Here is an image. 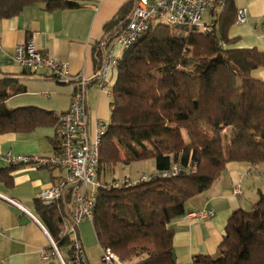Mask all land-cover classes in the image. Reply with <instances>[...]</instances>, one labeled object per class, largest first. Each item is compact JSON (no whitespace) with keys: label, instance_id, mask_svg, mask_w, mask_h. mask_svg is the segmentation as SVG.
Masks as SVG:
<instances>
[{"label":"trees","instance_id":"obj_1","mask_svg":"<svg viewBox=\"0 0 264 264\" xmlns=\"http://www.w3.org/2000/svg\"><path fill=\"white\" fill-rule=\"evenodd\" d=\"M136 1L120 7L104 25L103 38L112 39L121 31ZM39 3L48 11L81 6L77 0H0V19ZM237 10L234 0H226L210 32L151 25L120 57L98 178L108 182L117 165L150 159L158 172L175 164L184 169L171 178L98 189L93 225L99 245L128 264H175L170 223L187 214L188 202L218 180L228 162H264V80L253 75L264 67V51L233 47L236 38L229 36V29ZM94 55L99 69L101 42ZM10 81L0 79V134L59 124L61 115L52 111L10 108L7 98L22 90L8 91ZM35 207L60 252L67 249L63 257L71 264L69 239L60 236L68 217L63 199L46 205L36 198ZM193 263L264 264V192L250 209L232 212L218 256L196 255Z\"/></svg>","mask_w":264,"mask_h":264},{"label":"crops","instance_id":"obj_2","mask_svg":"<svg viewBox=\"0 0 264 264\" xmlns=\"http://www.w3.org/2000/svg\"><path fill=\"white\" fill-rule=\"evenodd\" d=\"M77 1L81 6L76 9L48 11L39 3L27 6L14 17L0 19V79L11 78L5 85L8 91L22 88L7 98L10 108L35 106L60 116L69 108L75 92L73 83L59 82L46 70L24 73L27 70L15 61L14 53L19 44L29 39L45 55L67 63L73 75L85 70L91 77L98 69L94 47L104 36V25L128 0ZM234 2L237 9L247 7L249 18L247 23L235 22L229 29V36L236 38L233 47L264 51V0ZM116 75L113 74L111 84ZM253 75L264 80V67L256 69ZM111 103L112 96L101 91L96 82H90L87 91L90 131L99 121L110 122ZM57 131L58 123H49L28 132L0 134V264H59L57 258L49 262L41 259V252L50 250V241L48 229L36 212L35 199L63 172L11 166L2 156L8 151L16 155H53L57 152ZM156 170L154 160L149 172ZM238 186L241 192L235 193ZM260 192H264V162H228L220 178L188 202L187 214L170 223L175 264H194L196 255L217 257L228 218L239 208L249 209ZM69 193L67 190L63 198L68 216ZM210 210L212 215H202ZM191 213L199 215L188 216ZM79 235L83 242L80 226ZM83 245L87 255L84 242Z\"/></svg>","mask_w":264,"mask_h":264},{"label":"built area","instance_id":"obj_3","mask_svg":"<svg viewBox=\"0 0 264 264\" xmlns=\"http://www.w3.org/2000/svg\"><path fill=\"white\" fill-rule=\"evenodd\" d=\"M225 3L226 0H137L129 20L121 31L112 39L102 38L100 41L104 50L103 60L100 68L91 77L85 70L73 75L67 63L45 55L32 39L16 47L14 59L23 69L35 73L46 70L55 80L75 85L71 104L59 119L58 146L55 154L50 156L16 155L8 151L2 155L11 166L25 165L37 169H59L63 172L52 186L42 190L40 199L44 204L50 205L63 199L66 191H70L71 211L63 224L60 236L69 239L71 264H89L79 235V226L84 221L93 223L99 188L132 186L138 182L150 181L155 177H175L184 171L180 165L175 164L164 172L144 173L138 181H133L130 177L121 184L101 181L97 173L100 165V145L108 123L99 121L92 131L89 130L87 91L90 82H96L101 91L112 96L111 81L122 53L146 33L151 25H155L156 20H162L169 25L187 26L194 31L210 32L215 24L216 12L220 11ZM248 18L247 7H240L237 10L236 23L245 24ZM240 192V186L236 187L235 193ZM212 214L211 210L202 213L204 216ZM198 215L199 213H191L188 216ZM1 233L2 230H0ZM47 234L50 250L41 252L42 261L49 262L55 257L60 264H67L55 240L48 231ZM102 250V264H128L121 260L111 248H102Z\"/></svg>","mask_w":264,"mask_h":264},{"label":"rangeland","instance_id":"obj_4","mask_svg":"<svg viewBox=\"0 0 264 264\" xmlns=\"http://www.w3.org/2000/svg\"><path fill=\"white\" fill-rule=\"evenodd\" d=\"M158 23H164V22L162 20H156L155 24ZM153 164H154V160H148L144 162L136 161L131 163L130 166L119 164L116 166L112 174L108 176V181L119 182L121 184L128 177H130L133 181H138L141 178L142 174H144V172L151 174V172L149 171L151 170V167H153ZM251 207L252 206H250V208ZM80 230L89 260L91 261L92 264H101V257L103 255V250L98 243V239L94 230L93 223L88 221L81 223ZM66 250H67L66 248L62 249V253L65 258L67 256Z\"/></svg>","mask_w":264,"mask_h":264}]
</instances>
